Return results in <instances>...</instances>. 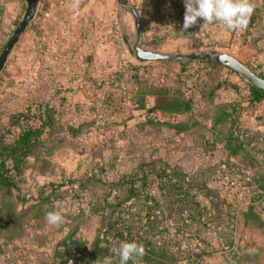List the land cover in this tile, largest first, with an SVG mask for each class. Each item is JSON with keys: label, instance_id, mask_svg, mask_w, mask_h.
<instances>
[{"label": "trees", "instance_id": "obj_1", "mask_svg": "<svg viewBox=\"0 0 264 264\" xmlns=\"http://www.w3.org/2000/svg\"><path fill=\"white\" fill-rule=\"evenodd\" d=\"M3 1L18 0H1V16L4 14ZM178 6L173 4L174 8ZM0 22L2 25L3 21ZM3 50L0 47V55ZM147 65L151 64L139 63L130 65L129 68L123 67L111 81L112 92H120L116 94L119 102L122 105L130 103L131 108L146 111V119L138 124L136 134L121 135V140L128 143L120 147L113 144L105 146L111 152L106 169L115 168L114 163L120 154L142 155L147 142L165 137L164 132L181 135L210 121L214 144L224 145L230 157L238 164L230 163V171L241 173L248 180L253 193L261 198L264 190L259 184L264 182V164L255 159L253 150L246 143L247 137L244 138L237 130L241 103L223 100L222 93L231 91L241 98L239 85L234 84L230 76L240 77L244 83L248 96L243 102L249 106L264 103V91L252 87L231 70L205 59L190 61L189 64L181 66V71L175 78L166 75L160 83H153L140 76V70ZM188 66L195 70L190 71L191 67ZM257 75L264 79L263 72ZM148 97L156 99L152 109H147ZM98 107L95 105L92 108L96 112L95 124L101 114ZM63 115L54 106L34 105L10 115L7 124L0 123V262L9 254L12 245L26 239L29 226H36L42 231V227L48 225L46 214L59 211L53 198L59 187L56 188L55 184L44 185L39 187L38 195L34 197L29 192L28 185L30 179L56 176L59 168L54 164L53 157L57 152L63 149L83 152L84 145L81 140L92 131L93 125L88 128L91 125L66 123ZM172 137L168 135L165 138ZM101 152L102 149H99L96 156L101 155ZM226 167L227 165L222 164L191 176L164 163L151 162L141 165L131 176L116 183L95 178L81 181L80 196L88 198L91 212L99 214L102 228L108 229L106 234L101 235L98 245H102V248L96 249L94 257H107V252L114 245L118 247L122 241H135L145 247V255L136 264H177L180 257L173 252L175 246L167 238V232H159V228L164 226L165 218H169L173 226L182 230L184 214L190 215L189 221L194 218L197 207H193L189 190L196 189L212 201L217 200V193L210 191L206 184L213 175L222 173ZM242 171L254 177L261 175V180L249 177ZM154 179L157 180L158 190L162 194L164 210L152 194L153 185L156 184ZM113 192L116 193L114 203H109L108 199ZM140 211L146 212V216H141ZM63 217V223L59 226H68L71 235L61 242L59 247L63 253L58 257L80 264L79 251L82 248L74 242L73 237L78 228L77 224L81 223L84 216L79 214ZM116 240L119 241L116 243Z\"/></svg>", "mask_w": 264, "mask_h": 264}, {"label": "crops", "instance_id": "obj_2", "mask_svg": "<svg viewBox=\"0 0 264 264\" xmlns=\"http://www.w3.org/2000/svg\"><path fill=\"white\" fill-rule=\"evenodd\" d=\"M18 1L25 2L26 0ZM18 1H3L4 14L2 16L0 15V20L3 21L2 25L0 22V47H4L1 42L5 40V36L7 35V31L11 28L12 22L15 24L17 21V19L10 22L8 20L10 4ZM107 1L109 2V0H106V2ZM153 2L155 4H152ZM146 4L148 7H152L150 9L152 16H159L161 18L156 19L155 23L150 24L147 19L148 12L146 13L142 8L145 13V16H143V12H140L141 9L139 8L142 25L149 28L151 34H163V37H168V34L172 30V28L170 29L169 27L170 24L167 22L169 21L168 13L170 12H165L164 9H161L163 3L157 2V0L146 2ZM104 5L105 0H40L38 2L34 19L21 37L19 44L12 52L13 54L16 49H19V46L23 45L24 39L29 33H31V38H35L36 44L31 48V54L30 57H28L31 60L30 77L31 81H33V87L46 84L48 88H51L50 93H52L54 87L67 86L70 85V82L74 83V81L87 79L89 73H93L99 69L104 70L105 73L113 70V67L116 66L118 55L113 56L112 48L109 44L110 35L113 37V42L117 44L118 50L120 36L117 34V27L119 25L122 27L123 25L117 17L113 20L112 14L106 15L104 13ZM170 6L171 4L168 5L165 2L166 8ZM130 16V20L128 21L132 23L133 27H136L135 17L133 14ZM258 18V21L253 25L250 24V20L248 27L244 31H231L215 22L205 24L202 28L203 20H199L196 25L189 28V35H186L188 32L183 33V30H180V28H178L179 33L175 31V33L170 34L178 44L190 43V45L187 44L189 48L193 47L197 51L202 50L203 47H208L210 51L220 52L224 47H231L233 49L231 53L232 56L241 63L246 64L250 61H255L258 65L257 69H259V74L262 72L264 73V16L260 14ZM143 32L145 34L143 35L144 42L148 43L151 34L149 31H146L145 28ZM125 41L127 43V40ZM129 50L130 54L134 56L131 53L132 49ZM28 58L26 57L24 60L26 61ZM9 61L10 58L5 69L7 65H9ZM19 65L20 64H18V67ZM23 66L24 65H22V67ZM5 69L2 74H4ZM72 72H78L79 75L84 73L83 79L78 77L71 78ZM160 82H162V80H160ZM224 93H222V95ZM230 93V98L222 96V99L241 103L242 110L237 118V123L238 120H241L242 123L247 120L251 128L258 129L260 133H264V125L256 127L258 122L253 117L254 106H249L235 93L231 91ZM52 96L55 97L53 93ZM51 98L52 97H48L47 101ZM59 100L64 102L65 98H60ZM155 104L156 99L154 97L147 98V109H152ZM262 105H264V103L255 106ZM129 112H132L134 116L132 115L126 119H124V117H115L112 120V134H110L112 136H106L107 139L111 140L105 142L106 144L102 145L101 148L94 147L91 152L89 147L88 150H83L82 153H77L71 149H63L57 152L53 157L54 164L59 168V172L56 176L37 177L29 181L34 183L33 185H36L35 181L39 182L40 179H47L49 183H54L53 181L56 180L55 177L60 173V163L57 161V156L62 152H69L72 156L79 158L80 161L81 158H85L84 161L87 162V165L86 167H82L81 170L78 169L74 171L76 176V179L73 180L74 182L72 184L66 182V185L59 183L55 184V187H59L58 190L62 192L58 193L59 195L57 196L55 193L53 196L54 205L62 215L80 214L84 216L81 223L77 224L78 228L73 237L74 242H77L81 246V251L88 246L85 252L82 253L79 251L81 252L79 255L80 264H103L105 257H94L96 249L102 246L98 245V241L101 239L102 234L100 231L103 224L101 216L92 213L90 206L89 208L85 206L84 201L81 202L82 206H79L72 199H65V197L68 196L67 190H69L73 184H80L81 181L83 182L88 178H95L107 183H112V181H114V183H116L125 177L131 176L141 165L151 162L164 163L171 168H181L187 173H194L199 169H205L206 167L214 166L220 162L226 163L227 160H229V163L233 162L237 164V162L230 157L224 145L220 143L214 144L213 131L211 129L212 123L208 121L199 126H195L190 131L181 135H174L173 132H164L165 137L168 135L173 137L167 139L162 136L158 140L147 142L142 155L133 156L120 154L119 159L114 163L115 168L112 170L106 169L111 152L108 151L105 146L113 144L116 147H120L128 143V141L121 140V135L136 134L138 132L136 127L146 119V111L131 108ZM121 122L124 124H121ZM123 130L126 131V134H123ZM237 130L241 132L238 127ZM249 146L248 144V147ZM99 149H102L101 155L96 156ZM29 174L30 173H28V175ZM66 174L65 172L63 173L62 170L63 178ZM42 186L44 185L40 187ZM29 192L34 197L38 195L37 192L32 190H29ZM50 193L51 192H49V194ZM158 195H160L159 198L162 200V194L159 190ZM78 207L82 209L79 210L77 209ZM70 235L68 226L53 227L47 225L42 227V231L37 229L36 226H29L26 239L12 245L9 254L5 259H1V264H57L58 256L63 252L59 246L66 238H70Z\"/></svg>", "mask_w": 264, "mask_h": 264}, {"label": "rangeland", "instance_id": "obj_3", "mask_svg": "<svg viewBox=\"0 0 264 264\" xmlns=\"http://www.w3.org/2000/svg\"><path fill=\"white\" fill-rule=\"evenodd\" d=\"M125 1L129 6L137 10L140 21L141 16L138 10L139 8L141 9L140 12H143V16H145V13L142 8L146 13L148 12L147 19L150 24L155 23L156 19L161 18L159 16H152L150 12L152 7H148L146 4V2L153 0ZM157 2L163 3L161 9H164L165 12H170L168 13L169 21H167L170 24V29L172 28L170 33H175V31L179 33L178 28L183 30L184 15L182 14L185 13L184 0H157ZM165 2L168 5L171 4V6L166 8ZM250 3L254 7V12L250 19V24L253 25L258 21L260 14L264 16V0H250ZM152 4L155 3L153 2ZM173 4H178L179 6L174 8ZM29 5L30 0H26L25 2L18 1L10 4L8 20L10 22L17 19V21L15 22L16 24L12 22L11 28L7 31V35L5 36V40L1 42L2 46H6L17 26L22 22ZM104 13L106 15L112 14L113 20L117 17L123 25L122 27H120V25L117 27V34L120 36L118 50L117 44L113 42V37L110 35L109 44L112 48L113 56L118 55L117 63L116 66L113 67V70L105 73L104 70L99 69L93 73H89L87 79H83L84 73L79 75L78 72H72L71 78L78 77L83 80L74 81V83L70 82V85L67 86L54 87L52 93L55 97H53L52 93H50L51 88H48L46 84H40L39 87L32 86L33 81H31L30 77L31 60L28 57H30L31 48L36 44V40L35 38H31V33H29L25 37L23 45L19 46V49H16L11 55L8 63L9 65H7L4 74H2L0 78L1 125L8 123L10 115L22 112L28 107L34 105H50L54 106L61 115L64 114V117H62L66 123H71L73 125H91L88 128H91L93 125L94 128L92 131L84 135L81 140L84 145V151L88 150L90 147L92 152L94 147L101 148L102 145L106 144L105 142L111 140L107 139L106 136H112L110 135L112 134L110 128L113 126L112 120L115 117H124V119H126L133 115L132 112H129L131 110L130 103L122 105L119 102V97L116 94H120V92L115 94L112 92L110 88L111 81L118 69L120 70L123 67L129 68L130 65H138L140 62L130 54L129 50L133 49L137 41L136 35L138 33L136 27H133L132 23L128 21L132 13L118 5L115 0H109V2L105 0ZM141 26L143 30L145 28V30L149 31L151 34V30L145 25L143 26L142 22ZM184 32H188L186 35H189L190 29L187 31L183 30V33ZM170 33L168 37H163V34L155 35V33H152L148 43L144 42L143 37V46L157 53L172 56H190L198 52H214L208 50V47H203L202 50L197 51L193 47L189 48L188 45H190V43L178 44ZM143 35H145L144 32ZM125 40H127V43ZM232 52L233 49L231 47H224L220 52L217 51V53H224L230 56H232ZM26 57L28 59L25 61L24 59ZM189 63L190 62L186 64ZM18 64H20L19 67ZM146 64L151 65L142 68L139 74L141 77H145L148 80L151 79L150 81H153V83L160 82L166 75H169V78L173 79L176 74L181 71V65L178 63ZM22 65L24 66L22 67ZM244 65L255 74H258L259 69H257L258 65L255 61H250ZM188 67L190 68L191 66ZM192 70H195L194 67H191L190 71ZM229 78L234 84L239 85L238 91L241 94V99L242 101L245 100V97L248 95L245 92V85L241 82L240 77L230 76ZM132 86L133 85H131V87ZM222 96L230 98L231 93L230 91L225 92ZM48 97L52 98L47 101ZM60 98H65V101L59 100ZM95 105L99 106L98 108L101 112L104 110V116L106 117L105 122L107 123L104 122L102 126L94 122L96 118L94 115L96 112L95 110L92 111V108H94ZM253 117L258 122L256 127L264 125V105L254 106ZM121 124L124 123L121 122ZM237 127L242 132V136L244 138L245 136L247 137L246 143H248L250 145L249 148L253 150L255 159L264 164V133H260L258 129L251 128L247 120L244 123L238 120ZM108 128H110V130H108ZM85 131H87L86 128ZM106 147H109V144ZM84 160L85 158H81L80 161L79 158L72 156L69 152L58 154L57 161L60 163V173L55 177L56 180L53 181L54 183H49L47 179H40L39 182L35 181L36 185L30 182L29 190L37 192L41 185L47 184L59 183L66 185V182L72 184L74 182L73 180L76 179L74 171L86 167L87 162ZM228 161L229 160H227L226 163L220 162L214 166L206 167L205 169L198 168L199 170L194 173H187L181 168L179 169L181 173L192 176L202 170L215 168L222 164L227 165L222 173L213 175L206 184V187L210 191L217 193V200L212 201L207 195L198 192L196 189L189 190L193 207H197L196 212L193 214L194 218L189 221L188 217L190 215L184 214L185 222H182V225H184L182 230L172 226V221L169 220V218H165L164 226L158 230L159 232H167V238L172 245L175 246L173 252L180 257L178 264H264V195L258 198V196L253 193L251 186H249L248 180L244 178L241 173L238 172V174H235V172L230 171L231 167L229 164L233 162L229 163ZM62 170L63 173H67L64 178L62 176ZM71 173L72 175L70 176ZM247 175L256 180H261V175H256L257 177H254V175L250 173ZM112 183H114V181H112ZM74 185L75 184H73L70 189H74ZM259 185L264 190V182H261ZM59 191L60 190H57L56 196L59 195ZM152 194L159 202L160 208L164 210L163 199L161 200V198H159L160 195H158V182L153 185ZM218 205L219 208L216 210ZM128 206L130 207L131 205ZM140 212H142L141 216H146V212ZM135 232H137V230ZM86 247L83 248L81 251L82 253L85 252L87 249Z\"/></svg>", "mask_w": 264, "mask_h": 264}, {"label": "clouds", "instance_id": "obj_4", "mask_svg": "<svg viewBox=\"0 0 264 264\" xmlns=\"http://www.w3.org/2000/svg\"><path fill=\"white\" fill-rule=\"evenodd\" d=\"M185 13L183 30L186 31L203 20L205 24L218 23L231 31H244L254 12L250 0H184ZM48 225L58 227L64 217L59 211L46 214ZM119 259V264H136L145 255V247L135 241H122L117 248L111 250ZM103 264H112V257H105Z\"/></svg>", "mask_w": 264, "mask_h": 264}, {"label": "water", "instance_id": "obj_5", "mask_svg": "<svg viewBox=\"0 0 264 264\" xmlns=\"http://www.w3.org/2000/svg\"><path fill=\"white\" fill-rule=\"evenodd\" d=\"M117 3L129 10L136 20V29H137V41L131 50V53L134 55L136 60L140 63H152V64H162V63H178L181 66L185 65L190 61H196L200 59H205L207 61H212L220 66H223L235 74L243 77L252 87L264 91V79L255 74L252 70L242 64L233 56L217 53V52H198L192 54L190 56H172V55H164L157 53L153 50H149L143 46V29L141 26V21L138 16V12L134 7L128 5L125 0H116ZM39 0H30L29 8L26 12L25 17L22 22L17 26L14 31L12 37L4 47L3 52L0 55V77L2 72L5 69V66L16 48L19 44L21 37L29 28L32 20L35 17L37 5Z\"/></svg>", "mask_w": 264, "mask_h": 264}, {"label": "built area", "instance_id": "obj_6", "mask_svg": "<svg viewBox=\"0 0 264 264\" xmlns=\"http://www.w3.org/2000/svg\"><path fill=\"white\" fill-rule=\"evenodd\" d=\"M105 121H106V117L104 116V110H103V112H101V114L97 117V124L100 125V126H102V125H104V122ZM79 188H80V184L76 183L74 185V189L72 188V189L67 190L68 196H66L65 199L66 198L72 199L79 206H82L81 205V202L84 201L85 202V206H87L89 208L90 204H89L88 198L87 197H81L80 196V190H79ZM58 193H61V192L59 191ZM115 194L116 193L113 192L112 196L108 199V202L109 203H114ZM77 209L81 210L82 208L78 207ZM107 232H108V229L107 228H102L101 231H100L101 234H106ZM118 241L119 240H116V243ZM101 248H102V246H101ZM114 248H117V245H114L112 247V249H114ZM111 250L109 252H107V257H112V263L118 264L119 263V259H118V257H116L114 255V253ZM0 264H1V262H0ZM57 264H75V262L73 260H65L63 258L58 257Z\"/></svg>", "mask_w": 264, "mask_h": 264}]
</instances>
